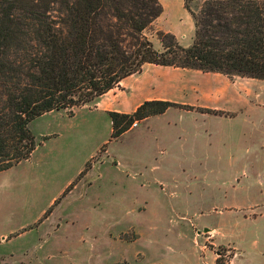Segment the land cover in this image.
Wrapping results in <instances>:
<instances>
[{
    "label": "rangeland",
    "instance_id": "374dc122",
    "mask_svg": "<svg viewBox=\"0 0 264 264\" xmlns=\"http://www.w3.org/2000/svg\"><path fill=\"white\" fill-rule=\"evenodd\" d=\"M203 1L165 7L144 32L153 48L172 29L188 47L183 6L196 12ZM223 85L239 99L237 116L170 109L110 142L108 116L87 110L97 99L33 120L37 147L0 173V264H264V81ZM122 86L96 102L122 104Z\"/></svg>",
    "mask_w": 264,
    "mask_h": 264
},
{
    "label": "trees",
    "instance_id": "16d2710c",
    "mask_svg": "<svg viewBox=\"0 0 264 264\" xmlns=\"http://www.w3.org/2000/svg\"><path fill=\"white\" fill-rule=\"evenodd\" d=\"M183 7L193 21L192 43L183 47L158 31L157 51L144 32L162 13L159 0H0V173L37 147L33 120L93 102L145 65L264 81V0ZM169 108L194 109L149 100L129 114L108 112L109 142ZM87 170L85 164L78 178Z\"/></svg>",
    "mask_w": 264,
    "mask_h": 264
},
{
    "label": "crops",
    "instance_id": "0c3cea01",
    "mask_svg": "<svg viewBox=\"0 0 264 264\" xmlns=\"http://www.w3.org/2000/svg\"><path fill=\"white\" fill-rule=\"evenodd\" d=\"M172 2L173 0H164L163 2H161V5L163 7L162 13L165 12V7H169ZM169 31H170L169 33L173 34L176 37L180 36L177 33V31L173 29ZM171 70H182V69H174L170 67H161L155 65H145L140 74L131 75L123 79L118 83V85L114 89L110 90L108 93L103 95L105 96L110 92L119 89V87H123L122 85H124V89H122L121 92L124 94V97H122L124 102H122V104H119V102L117 101L96 102L98 99L103 97L101 96L92 104L93 105L92 108L87 110L97 109L106 116H108L107 115L108 112H119V113L129 114L132 113L144 101L163 100L174 104H179L178 102H185L183 101L185 97L184 93L187 92V99H188L187 102L189 103L188 104L181 103L180 105L190 106L193 107L194 109L192 110V112L187 110H182V111L191 112L194 114L198 113L199 115L218 116L224 118H233L239 114V99L235 98V95L230 90H228L226 86L224 85L221 86V82L228 80L226 77L214 73H201L198 71H193L195 73H199L204 77V79L208 81V84L206 86H203V84H201L202 82H200V84H195L196 82L181 83L179 76H175L172 72H169ZM234 78H239V77H234ZM232 80H228V81L231 83ZM212 81H215L216 87L212 85L213 84ZM113 96L117 97V94L114 93ZM201 98H206L208 100L213 99L214 102L212 104L211 103L201 104L199 103L202 102ZM170 109L177 110L178 108H169L163 114L156 115L153 117L164 115ZM196 109L217 111L220 112L221 115L200 113ZM227 112L234 113V115L230 117L228 116L225 117L224 115H222ZM153 117H149V118H153ZM147 119L138 123L135 126V128L138 127L141 123H143ZM110 132H111V123H110ZM236 182H238V180ZM211 232L214 231L211 230ZM214 237L215 236L212 235V238ZM223 244L227 245L229 243H223ZM229 245L233 247L231 244Z\"/></svg>",
    "mask_w": 264,
    "mask_h": 264
}]
</instances>
